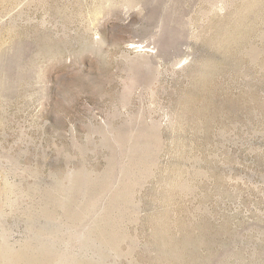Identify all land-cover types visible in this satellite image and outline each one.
Listing matches in <instances>:
<instances>
[{
    "label": "rangeland",
    "instance_id": "374dc122",
    "mask_svg": "<svg viewBox=\"0 0 264 264\" xmlns=\"http://www.w3.org/2000/svg\"><path fill=\"white\" fill-rule=\"evenodd\" d=\"M0 264H264V0H0Z\"/></svg>",
    "mask_w": 264,
    "mask_h": 264
}]
</instances>
